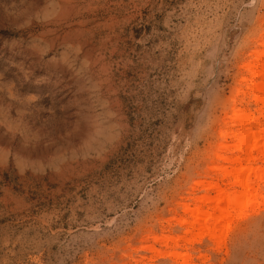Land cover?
<instances>
[{
  "label": "rangeland",
  "instance_id": "rangeland-1",
  "mask_svg": "<svg viewBox=\"0 0 264 264\" xmlns=\"http://www.w3.org/2000/svg\"><path fill=\"white\" fill-rule=\"evenodd\" d=\"M263 55L264 0H0V264H264Z\"/></svg>",
  "mask_w": 264,
  "mask_h": 264
},
{
  "label": "bare ground",
  "instance_id": "bare-ground-1",
  "mask_svg": "<svg viewBox=\"0 0 264 264\" xmlns=\"http://www.w3.org/2000/svg\"><path fill=\"white\" fill-rule=\"evenodd\" d=\"M258 76L262 77V82L256 83L255 87L259 91L264 92V55L262 56L261 59V67L260 71L258 72ZM245 114L244 113H239L237 115V118L239 122H243L245 120ZM262 137L264 139V130ZM259 142H258V137H256V134L254 130L252 129H245L239 138V144H238V149L239 150H244L246 148H249L251 153L254 151L259 150ZM262 154L264 155V149L262 151ZM244 167V166H243ZM242 184H245L243 180H241ZM218 204V209H219V214L217 215V219L221 220L227 215V211L230 208H238L242 205V196H226L224 199H220L217 201ZM218 213V212H217Z\"/></svg>",
  "mask_w": 264,
  "mask_h": 264
}]
</instances>
